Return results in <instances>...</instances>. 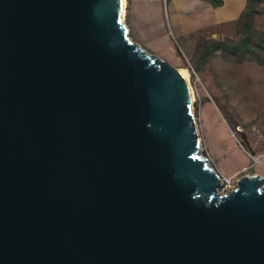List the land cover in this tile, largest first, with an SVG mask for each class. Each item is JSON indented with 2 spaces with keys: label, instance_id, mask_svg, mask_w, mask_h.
<instances>
[{
  "label": "water",
  "instance_id": "1",
  "mask_svg": "<svg viewBox=\"0 0 264 264\" xmlns=\"http://www.w3.org/2000/svg\"><path fill=\"white\" fill-rule=\"evenodd\" d=\"M123 0H0V264H264V176L198 150L183 68Z\"/></svg>",
  "mask_w": 264,
  "mask_h": 264
},
{
  "label": "rangeland",
  "instance_id": "2",
  "mask_svg": "<svg viewBox=\"0 0 264 264\" xmlns=\"http://www.w3.org/2000/svg\"><path fill=\"white\" fill-rule=\"evenodd\" d=\"M127 2L122 18L129 38L150 55L188 73L201 139L198 153L220 176L233 180L264 176V64L238 61L222 51L203 59L204 48H200L202 43L213 41L238 42L241 24L236 21L217 27L215 34L197 35L186 43L173 36L169 43L146 42L130 23ZM253 12L255 37L264 40V0L255 2ZM244 142L249 152L242 146Z\"/></svg>",
  "mask_w": 264,
  "mask_h": 264
},
{
  "label": "crops",
  "instance_id": "3",
  "mask_svg": "<svg viewBox=\"0 0 264 264\" xmlns=\"http://www.w3.org/2000/svg\"><path fill=\"white\" fill-rule=\"evenodd\" d=\"M130 23L146 42L215 34L217 27L239 20L249 0H127ZM218 2H221L218 5ZM124 12L126 0H124Z\"/></svg>",
  "mask_w": 264,
  "mask_h": 264
},
{
  "label": "trees",
  "instance_id": "4",
  "mask_svg": "<svg viewBox=\"0 0 264 264\" xmlns=\"http://www.w3.org/2000/svg\"><path fill=\"white\" fill-rule=\"evenodd\" d=\"M217 6V1L210 0ZM258 0H249L248 6L242 16L237 21L241 24L242 37L238 42L213 41L208 43H200V48H204L203 59H208L213 53L222 51L225 54L235 57L238 61L246 59L254 60L260 64H264V40L256 38L253 31L255 2ZM221 2H218L220 5ZM247 152H249L246 142L242 143Z\"/></svg>",
  "mask_w": 264,
  "mask_h": 264
},
{
  "label": "built area",
  "instance_id": "5",
  "mask_svg": "<svg viewBox=\"0 0 264 264\" xmlns=\"http://www.w3.org/2000/svg\"><path fill=\"white\" fill-rule=\"evenodd\" d=\"M253 159L255 160V162L261 161L260 159L257 158H253ZM248 168H246L245 170H247ZM221 180H222L221 189H220L221 194H227L237 188V180H233L232 178L223 177V176H221Z\"/></svg>",
  "mask_w": 264,
  "mask_h": 264
},
{
  "label": "bare ground",
  "instance_id": "6",
  "mask_svg": "<svg viewBox=\"0 0 264 264\" xmlns=\"http://www.w3.org/2000/svg\"><path fill=\"white\" fill-rule=\"evenodd\" d=\"M123 5H124V0H123ZM125 7V6H124ZM123 13H125L124 12V9H123V11H122V16H123ZM130 40H131V38H130ZM187 75H188V73L186 72V71H184Z\"/></svg>",
  "mask_w": 264,
  "mask_h": 264
}]
</instances>
